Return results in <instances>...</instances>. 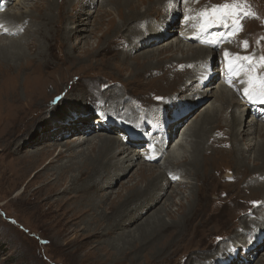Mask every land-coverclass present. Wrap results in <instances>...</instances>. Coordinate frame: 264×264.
Wrapping results in <instances>:
<instances>
[{"label": "bare ground", "instance_id": "1", "mask_svg": "<svg viewBox=\"0 0 264 264\" xmlns=\"http://www.w3.org/2000/svg\"><path fill=\"white\" fill-rule=\"evenodd\" d=\"M30 1L6 0V9L5 6L0 7V18L2 16L9 22L0 19V33L5 35H0V151L1 154L13 156L8 162H4L5 158L0 162L1 189L10 191L27 180L25 186L13 192L14 202L26 206L30 216L42 218L45 224L51 225L49 232L55 238L60 237L57 244L67 245L69 252L81 251V244L91 237L105 238L102 248L89 249L87 264L97 262V250L102 249L104 262L107 263L128 259L133 262L140 251L150 250L152 260H156L151 264H168L175 249L183 248L187 243L193 244L199 233H205L203 227L210 222L208 220L220 223L218 218L213 219L215 212L208 213L202 206V201H205L204 182L210 176L206 165L228 162L224 156L233 154L234 161L237 160L235 171L222 168L219 172L226 178L235 177L236 181L242 179L243 182L244 178L239 176L241 172L238 170L252 159L255 170H251L254 174L245 189H250L251 194L258 195L260 200L239 217L237 224L231 223L233 229L238 225L242 228L228 240L225 248L223 244L219 248V242L212 254H206L196 246L188 261L184 262L193 264V260L195 263L197 259L208 261L224 248L223 257L217 258L219 262L216 264H230L232 260L236 264H248L250 257L264 246V103L259 98L250 99L244 95V89L249 87V76L255 77L257 81L264 80V61L260 59L264 57V1ZM73 1H78L83 8L74 9L71 6ZM14 2L19 8L11 10L9 6ZM225 4L238 5L237 15L220 23L211 12L213 8ZM92 5L98 7L95 11L93 9L95 16L94 21L91 20L92 28L88 34L95 36L96 30L102 29L106 18L108 24L97 43L88 46L91 48L87 49L90 56L110 53L111 44L122 38L124 41L121 43L124 46L126 44L119 52L122 59L127 60L134 54V60H141L135 63L128 61L132 77L137 78L148 69L151 71L158 68L163 69V75H166L170 72L167 64L184 62L187 70L184 73H172L173 78L167 84L170 88L179 82L187 86L190 93L173 94L167 100L153 94L152 100L155 103L149 108H143L124 92L126 87L123 84L120 88L116 86L106 92L98 91L101 101L107 102L105 104L109 108H116V112L111 109L114 114L120 117L130 113L138 119V127L147 129L144 139L138 138V143L137 135L130 132V129L128 134L120 133L124 141L120 134L116 136L120 140L108 136L112 126L106 120H110V115H101L102 112L91 122L88 116L75 120L85 124L81 137L77 135L72 140H63L65 131L55 127V123L52 125L54 131L49 130V126L38 128L30 140L22 143L20 136L26 134L32 126L33 113L48 106L62 88L74 91L73 87L79 81H86L84 75L70 73L68 67H64L70 59H76L73 53L77 51L74 44H69L71 32L66 25L73 19L76 25L74 40H85L87 25L92 16L89 8ZM142 5L144 9L140 8ZM26 8L35 9L36 15L29 14ZM204 12L209 14L201 15ZM233 19L239 21L240 29L235 28ZM248 25L252 26L253 35H245ZM212 40L216 42H208ZM61 43L67 47L66 51L61 50ZM174 50L182 53L181 59L178 60ZM164 52L171 54L165 59H155L160 64L149 61L152 56ZM246 56L251 59H243ZM230 67L232 71H229ZM173 71H180L179 67H174ZM75 75L78 82L74 81ZM94 77L95 74L91 72V83L97 81ZM150 81L156 82L158 78ZM21 84L22 94L19 91ZM182 94H186L185 101L177 99L184 97ZM195 99L201 110L192 119L191 111L188 113L191 109L188 104ZM229 108V116L224 117L223 112ZM60 112L52 110L48 119H59L57 115ZM63 120H67V117ZM57 121L59 123L60 120ZM116 122L120 127L127 126ZM219 125L228 126L229 129L214 130ZM94 132L99 134L95 135ZM228 135L234 143L232 146L227 141L222 142L223 139L228 140ZM125 141L128 142L127 147L123 143ZM142 142L145 145L135 150L134 147ZM85 143L88 144L87 150L83 147ZM217 143L230 149L216 148L219 147ZM28 145L31 146L29 149ZM205 152H209L210 156H206ZM63 157L66 159L62 160ZM139 159L142 163L137 162ZM148 162L156 163L157 169L153 170L151 164L147 166ZM133 165L138 166L133 175L137 176V179L134 177L136 181L125 187L124 194L113 192V184L121 180L124 172ZM185 165L192 169L185 168ZM109 176L114 179L110 180ZM190 176L201 184L194 187V191L193 185L190 187L187 205L180 206L177 219L168 210L169 206L153 208L157 202H162L169 188L173 191L177 186L186 184L189 188L188 184H194L191 182L193 180H189ZM107 178L109 182L102 188L96 186L98 181ZM99 189H102L103 194L97 193ZM168 197L165 198L167 201ZM232 210L234 214L237 212L235 206ZM255 213L256 218L253 215ZM165 216L170 217V221ZM256 219H262L261 224ZM180 242H183L182 247ZM262 260L260 258L258 261L263 264Z\"/></svg>", "mask_w": 264, "mask_h": 264}, {"label": "rangeland", "instance_id": "2", "mask_svg": "<svg viewBox=\"0 0 264 264\" xmlns=\"http://www.w3.org/2000/svg\"><path fill=\"white\" fill-rule=\"evenodd\" d=\"M260 1H264V0H260ZM30 2L33 3V2H36V0H32ZM4 3H5V5H4ZM1 6H5V9H6V6H7L6 0H1L0 7ZM71 6H74V9L75 8H79V9L83 8L82 6H80L78 1L77 2L73 1L71 3ZM71 6L69 7L68 10H70ZM96 6L98 7V5H94V6L92 5L89 8V10L92 11L91 12L92 16L90 18V23L87 25V29H88L87 31L88 32L87 31L85 32L86 33L85 34L86 35L85 40L87 39L88 40L87 42L84 39L80 40V41L74 40L76 25H74V21H72L73 19H71V21L66 25L67 30L69 32H71V35H70L71 40L69 41V44L70 45L74 44L76 46L75 51L76 50L77 51L73 53L76 55V59H74V60H73V58L70 59V61H68V64H66L64 67L65 68L68 67V72L71 71L70 73L74 72V73L80 74V76H81V74L84 75L85 76L84 79L86 81H79V79H77V77H76V75H77L76 74L74 76V81H77V82L79 81V83L77 85H75L76 87H73L74 91L73 90L70 91V89H67V88H62L59 91L60 94L57 93L58 97L55 95L54 98H52L51 101L49 102V105L41 110L42 112L39 111L38 113L37 112L33 113V119L34 120L32 122V126L30 127L29 131L26 134H23L22 136H20L22 143L30 140L34 136V132L38 128H44L46 126H49V130H53L52 125H54L55 123H57L55 127H59V130L65 131L64 132L65 138L63 140H70L72 137L77 136V135H79L81 137V134L83 133L82 129L84 128L85 124L84 123L82 124L81 121L75 122V120L81 116H88V120L91 122V120L96 118L97 115L100 114L101 112L104 113L106 116L110 115V117H112V118L109 117V119H110L109 121L106 120V123H108L109 125L112 126L111 131H109V133H108V136H111L114 139L120 140L116 136H119L120 133L128 134L127 131H129L128 129H130V130H132L130 132L135 133V136L137 135L136 141L138 143V142H140L139 139H144V135H146L147 129H141L140 127H138L136 125L137 123H139L138 119L130 113H127L126 115H122L120 117L118 114H114V111L115 112L117 111L116 108L115 107L109 108V106L107 104H105L107 102H105L104 100L101 101L100 100L101 94L98 95V93H97L98 91L99 92H106L109 88H113L116 86L120 88L122 86L121 84H123L126 87V88H124V92L127 95H131V97L135 101V104L138 103L143 108H146V107L149 108L155 103L152 100L153 94L159 95L161 97L163 96L165 98V100H167L168 97L173 96V94L176 95L177 93H180V92H184L187 94L190 93V91L187 89V86H185V85L182 86V85L178 84L179 82L170 88H168V84H167V81L173 78L172 73H177V72L178 73H184L187 70L184 68V65H183L184 62L176 63L177 61H175L172 64H167L166 67H169L170 72H167L166 75L165 74L163 75V71H164L163 69L159 70V68H158V69H153L151 71L148 69L146 72L142 73L137 78L132 77L130 75V71H131L130 66H127L129 64L128 61L129 62L133 61V63H135V62H140L141 60H139V59L134 60L133 59L134 54L131 55L132 56L131 58L129 56L127 60H126V58L122 59L123 56H121L119 54V52L121 50V47H126V44L124 46V44L121 43L122 41H124V39L122 40V38L116 39L111 44L112 51H110V53H104V54H100V55L94 54V56H90L89 53H87V49L92 46L91 43L93 44V46L97 43L98 37L100 36L101 32L104 31V29L107 27V24H108L107 18H106L104 21V24H102V26H101L102 29L96 30L95 36H93L92 34H88L89 30L92 28L91 27L92 21H94L93 19L95 16V12H93V9L95 11L97 8ZM142 6L140 8L144 9V5H142ZM15 7L19 8L15 2L12 3L11 6H9V8L11 10L15 9ZM26 9H27V12L29 14L34 15V16L36 15L35 9H28V8H26ZM72 11L74 13L76 12L74 10H72ZM0 19H1V21L4 20V21L8 22V20L4 19L2 16ZM28 20H29V18H27V22H28ZM115 20L118 21L117 18ZM34 27H35V25H33V28ZM0 35H1V37H5L4 33H0ZM173 35H174V33L172 35H169V36L171 37ZM245 35H253V28L251 25H248L246 27ZM7 41L8 40H6V42ZM119 42H120V44H119ZM157 46H159V45H157ZM66 49H67V47L62 45V43H61V50L66 51ZM89 49H91V48H89ZM173 53L178 57V60L182 58V53L180 51L174 50ZM84 54H85V57H84ZM170 54H171V52H166V53L164 52V53H161L160 55L156 54L155 57L152 56V58L149 59V61L155 63L156 62L155 59H158V60L165 59L167 57H170ZM77 56H79V57H77ZM94 59H95V61H94ZM156 63L160 64L159 62H156ZM137 66L141 67V66H139L138 63H137ZM116 67H119V68H116ZM174 67H176V68L179 67L180 71H173ZM213 67H215V66H213ZM91 72L95 74L94 79L97 80L94 83H91ZM108 78H110V79H108ZM154 78H158V81H156V82L150 81V79H154ZM180 80H181V77H180ZM137 85H139V86H137ZM133 87H134V89H133ZM171 89H173V90H171ZM22 90H23V86L21 84L20 89H19L21 94L23 93ZM182 95L184 97H179V98L175 97V98L180 99L182 101H185L184 99H186L185 98L186 94H182ZM197 96H200V95L197 94ZM235 99H237V98L235 97ZM101 104H103V105H101ZM116 106H117V104H116ZM188 106L191 108V109H189L188 113L191 111L190 113L192 115V119H194L201 110V109H199L200 108L199 102H198V100L195 99V100L189 102ZM112 108L114 111L111 110ZM52 110L62 111V112H60L61 114L57 115V118H59L57 120H60L59 123L57 120H54V119L49 120L48 119V115H49V113H51ZM229 113H230V108L223 112V116L228 117ZM249 114H250V112H249ZM66 117H67V120L64 121L63 119H65ZM114 119L121 122V124H125L127 126H125V127L121 126L120 127L117 124L116 120L114 121ZM250 119H253V118L250 117ZM228 121H229V118H228L227 122ZM64 125H65L64 129H62V127ZM217 129H221V130L226 131L229 128H228V126L226 127V126L219 125L218 128H215L214 130H217ZM69 130H70V132H69ZM62 131L60 132L61 135H62ZM41 132H43V130ZM88 133H92V131H88ZM94 133H95V135L99 134L98 132H94ZM120 135H121V138L123 139L124 137H122V134H120ZM124 139H123V141H124ZM210 139H211V136H210L209 140H207L208 144H210ZM230 139H231V136L228 135V140L223 139L222 142L227 141L232 146V145H234V143L231 142ZM73 140H75V139L73 138ZM171 142H169V144ZM123 143L126 147L128 146L127 141H125ZM87 145L88 144L85 143V145L83 146L84 150H87ZM144 145H145L144 142H142V143H140L139 146L136 145L134 147V149L139 150ZM217 145H219V147L216 146V148L222 147V149H224V148L230 149V148H227L225 145L224 146L220 145L219 143H217ZM30 147L31 146L28 145L27 149H29ZM208 151L210 152V150H208ZM209 152H205L206 154L205 153L204 154L206 156H210ZM232 155L233 154H231V155L229 154L228 156H224V157L228 158V162L224 161L222 163H215L214 166H207L206 165V168L208 170H210L209 171L210 176L207 177L206 181L204 182L205 188H203V196L205 197V201H202L203 202L202 206L208 210V213L209 212H212V213L215 212V216H213L214 217L213 219L218 218L220 220V223L215 224L213 220H208L210 222L204 224V227H203L205 233L204 232L199 233V235L195 237L193 244L187 243L185 247L175 249L173 254H172L171 261L168 264H184L185 260L188 261L187 259H188V257H190L189 255L192 253L193 248H195L196 246L200 247V249H199V250H201L200 252H204L206 254H212L214 252V249H215L214 247L219 242H220L219 248H221L222 244H223V247L225 248V246L229 243L228 240H231L234 237V234L236 232H238L240 228H242L241 226L238 225L233 229V228H231V223L237 224L239 217H241L243 214H245L249 210V208L252 207V204L254 202H257L260 200L259 199L260 197L258 195H252L251 194L250 189H245L246 183L249 182L251 175L254 174L251 172V170H255L253 168L254 161L252 159H251V161L249 160L247 163H245L244 166L240 167L238 170L241 172V174L239 176H242L244 178L243 182H241L242 179H240V180L238 179V181H236L237 178H235V177L226 178L225 176L222 175V173L219 172L222 170V168L223 169L231 168L235 171V166H236L235 164H236L237 160L234 161ZM12 157H13L12 155L1 154V151H0V158H1L0 162L3 161L2 160L3 158H5L4 162H8ZM65 159H66L65 157L62 158V160H65ZM137 162L142 163V160L139 159V160H137ZM149 164L152 165L151 167L153 168V170L157 169V167L155 166L156 163L148 162L147 166H150ZM247 164H248V166H247ZM186 167L189 170L192 169V167L185 165V168ZM247 167L249 168L248 170H246ZM137 169H138L137 165L130 166V168L126 172H124L121 180H118L117 182H115L113 184V187H111L112 191L113 192L118 191V193L124 194L125 193V187H128L129 185L133 184L136 181L137 176H134V177H136V179H135L133 177V175L136 174ZM241 169H242V171L243 170L244 171L242 172ZM216 170H218V171H216ZM259 171H261V170H259ZM109 179L113 180L114 177L109 176ZM109 179L107 178L105 180L98 181L97 182L98 185H96V186L98 188H102L105 184H107L109 182L108 181ZM190 179L193 180V176H190L189 180ZM26 181L27 180L23 181L15 189H12L10 191H5L4 189H1V187H0V264H87L89 262L87 260L88 259L87 253H88L89 249L91 250L92 248H94V250H95L96 248H102L104 246L103 243H104L105 238L101 237V238L96 239L95 237H91L90 239L85 240L81 244L83 246V249L77 253L69 252V250H68L69 247L67 245H64V246L58 245L57 242L61 238L58 236L55 238L53 236L54 234L49 232L51 225L45 224L43 222L42 218L37 219L36 216L35 217L30 216L29 213L26 212V206H23V205H20V204H17L16 202H14V197L12 195L13 192L17 188H19L20 186H22V185L25 186ZM191 182H193L194 184H188L189 188L186 187V184L181 185V186H177V188H175L173 191L171 188H169L170 190L168 189V192L171 193L172 197H171L170 193L167 192V195H165V197L163 198L164 201L162 200V202H164L165 204L164 203L162 204V202L161 203L157 202V204H155L153 206V208H155L157 206L158 207L159 206H161V207H164V206L168 207L169 206L168 210L170 211L172 216H175L177 219V216H179L180 206L181 205H185V206L187 205L186 199H187V197H189V194L191 192L190 187L193 185L192 191H194V189L196 187H199V185L201 184V182H198V181L195 182V180H193ZM231 182H233V183H231ZM216 183H218V184H216ZM219 183H221V184H219ZM223 187L225 189H223ZM239 190H241V191L239 192ZM207 191H209V192H207ZM101 192H102V189L101 190L99 189L97 193L100 194ZM101 194H103V193H101ZM168 195H169V197H168ZM175 195L177 197H175ZM179 195H181V196H179ZM111 196H114V195H111ZM167 197H168L169 201L166 200ZM170 197H171V199H170ZM252 197H253V200H251ZM167 203H168V205H167ZM214 205H216V206H214ZM234 206L237 209V212L235 214H234V212H232L233 211L232 209L234 208ZM131 207H132V205L129 206V209H131ZM129 211H131V210H129ZM127 212H128V209H127ZM253 215L255 217L256 213ZM252 216H250L251 219L254 218ZM165 219L167 221H170V217L165 216ZM256 220L258 221V224H261L260 221L262 219L261 220L256 219ZM47 225H48V227H47ZM50 231H52V230H50ZM68 236H71V234ZM206 239H209V240H206ZM93 240H94V242H93ZM204 242L206 245L204 244ZM180 243H181V247H182L183 242H180ZM224 248H222V250H220V252L217 251L218 253L213 258L209 259L208 261H204V260L198 261V259H197V261L195 263L193 260V264H216V263H218L219 261H217V258L223 257V253L225 252ZM97 252H99V256L96 259L97 262H91V264H151L154 261H156V260H152L153 257H151L152 253H150L151 252L150 250L140 251L138 258L133 260V262H131L130 259H128V260H125L124 262H118V263L104 262L105 258H104L103 249L97 250ZM237 253H239V250H237ZM224 258H226V257H224ZM260 258L263 259L262 261L264 264V246L261 247L260 250L256 251L252 255V257H250V261L248 264H258V262H259V264H261L262 262L258 261ZM148 260H150V263H148ZM215 260L217 262L214 263L213 261H215ZM230 264H236V263L234 260H232ZM245 264H247V262H245Z\"/></svg>", "mask_w": 264, "mask_h": 264}, {"label": "snow or ice", "instance_id": "3", "mask_svg": "<svg viewBox=\"0 0 264 264\" xmlns=\"http://www.w3.org/2000/svg\"><path fill=\"white\" fill-rule=\"evenodd\" d=\"M238 7L239 6L235 4L233 5L225 4L222 6H218L212 9L211 15L217 16L219 19V22L224 23L229 17H235L237 15ZM208 14L209 13L207 12L201 13V15H208ZM232 23L235 26V28L237 29L241 28V25L239 24V21L237 19H233ZM208 42L215 43L216 41L212 40ZM225 55L227 56L228 53H225ZM237 59H240V58L237 57ZM243 59L250 60L251 58L246 56ZM260 59L261 61H264V57H261ZM232 70H233L232 67H230L229 71H232ZM247 82L249 84V87L244 89V95L250 99L253 97L259 98L261 103H264V80L257 81L255 77L249 76V79ZM101 115H103V113H101Z\"/></svg>", "mask_w": 264, "mask_h": 264}]
</instances>
